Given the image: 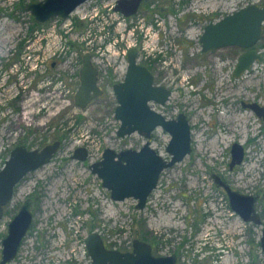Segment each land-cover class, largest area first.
Here are the masks:
<instances>
[{"label": "rangeland", "instance_id": "1", "mask_svg": "<svg viewBox=\"0 0 264 264\" xmlns=\"http://www.w3.org/2000/svg\"><path fill=\"white\" fill-rule=\"evenodd\" d=\"M33 1L0 0V170L17 146L61 145L50 163L20 182L6 206L0 261L8 224L29 199L33 224L9 264H87L84 243L94 231L122 251L142 239L155 255L176 254L177 264H264L260 228L232 211L212 178L217 174L239 193L256 196L264 220V119L242 106H264V23L254 45L262 59L239 76L233 71L241 48L203 52L200 42L209 22L264 0H143L126 18L112 7L116 0H88L67 20L44 25L26 9ZM131 49L155 74V84L172 92L164 106H151L170 119L184 113L192 132L191 153L163 171L143 210L132 198L114 201L91 169L107 147L120 151L145 143L137 133L116 134L117 100L112 83L105 85L114 77L100 82L105 93L85 109L75 104L86 52L100 68L101 58L124 67ZM170 139L162 128L151 139L164 158L170 157ZM234 142L245 156L231 170ZM77 147L88 150L86 161L73 159Z\"/></svg>", "mask_w": 264, "mask_h": 264}, {"label": "water", "instance_id": "2", "mask_svg": "<svg viewBox=\"0 0 264 264\" xmlns=\"http://www.w3.org/2000/svg\"><path fill=\"white\" fill-rule=\"evenodd\" d=\"M86 1L88 0H38L28 2L26 9L34 16L37 24L44 25L54 18L67 20L72 12ZM142 2L143 0H116L115 9L125 17H131L139 10ZM263 23L264 4L250 3L242 6L206 25L200 38L202 51L229 46L241 48L244 52L238 57L233 71L235 76H239L255 61L262 59L254 45L260 38ZM137 58V50H130L125 78L114 85L117 99L114 113L120 122L116 132L119 138L137 133L145 138V143L137 149L126 148L120 151L107 147L102 159L92 163L91 169L101 178L103 187L110 191L114 201L132 198L137 201V208L143 210L153 191L158 188L163 171L191 153L192 132L184 113L170 119L151 106L152 102L164 106L172 92L165 86L155 84V74L148 66L140 64ZM98 75L99 71L93 64L91 52H86L79 70L80 84L75 94L77 107L85 109L93 100L103 95ZM242 106L264 119V106L256 102H242ZM158 128L171 135L166 147L169 158H164L152 146L151 139ZM60 145L61 141L56 140L42 149H28L25 145H20L11 151L0 170V220L4 216L6 206L15 196L16 187L29 173L50 163ZM230 154L229 168L232 170L243 162L244 147L234 142ZM88 156L85 147H77L73 153V159L81 161H86ZM212 178L218 187L225 190L232 211L245 223L260 228L259 246L264 261V220L255 208L257 197L232 189L217 174H212ZM31 204L27 199L9 222L8 233L2 241L0 264H9L17 257L33 224ZM132 245L130 251L109 248L102 235L96 231L86 238L90 264H177L176 254L155 255L152 245L142 239H134Z\"/></svg>", "mask_w": 264, "mask_h": 264}, {"label": "flooded vegetation", "instance_id": "3", "mask_svg": "<svg viewBox=\"0 0 264 264\" xmlns=\"http://www.w3.org/2000/svg\"><path fill=\"white\" fill-rule=\"evenodd\" d=\"M115 4H116V1L114 2L113 4V8L115 9ZM123 15V14H121ZM126 18V17H125ZM138 52V51H137ZM244 52V51H243ZM128 57V55H127ZM139 58V57H138ZM138 58H137V61H138ZM82 58H81V64L80 66H82ZM92 61H93V64L96 66V68L98 69L99 71V75H98V78H99V85L100 87L103 89L104 93H105V90H104V87L102 86V84L100 82H103L104 79H109V78H112L114 77V81L113 82H109L107 81L105 83V85H111L112 83V87H113V92H114V85L123 81L124 78H125V75H126V72H127V68H128V63L125 62V66L122 67V63H119L117 64V60L115 62H112L111 60L109 59H106V58H101V68L99 65H97L98 62H94V59H93V56H92ZM127 63V65H126ZM114 64V65H113ZM141 64V63H140ZM55 65V62L54 64ZM81 68V67H80ZM110 68H112V71L110 70ZM118 72L120 73V79H115L116 77H118ZM78 73H79V70H78ZM79 77V76H78ZM103 93V94H104ZM103 96V95H101ZM100 96V97H101ZM116 97V95H115ZM97 99V98H96ZM117 100V99H116ZM94 101V100H93ZM91 104V103H90ZM89 155V154H88ZM89 157V156H88ZM88 159V158H87ZM102 159V158H101Z\"/></svg>", "mask_w": 264, "mask_h": 264}, {"label": "built area", "instance_id": "4", "mask_svg": "<svg viewBox=\"0 0 264 264\" xmlns=\"http://www.w3.org/2000/svg\"><path fill=\"white\" fill-rule=\"evenodd\" d=\"M90 30H91V28L88 29V31H90ZM114 249H116V247ZM84 250H85V252H86V254L88 256V260H87L88 263L87 264H90L91 263V258H90L89 254H88L87 247H86V243H84Z\"/></svg>", "mask_w": 264, "mask_h": 264}, {"label": "bare ground", "instance_id": "5", "mask_svg": "<svg viewBox=\"0 0 264 264\" xmlns=\"http://www.w3.org/2000/svg\"><path fill=\"white\" fill-rule=\"evenodd\" d=\"M218 4V3H217ZM234 115V114H233ZM234 118V117H233ZM243 118H241V120H242Z\"/></svg>", "mask_w": 264, "mask_h": 264}]
</instances>
